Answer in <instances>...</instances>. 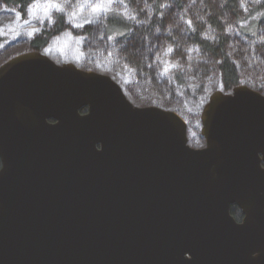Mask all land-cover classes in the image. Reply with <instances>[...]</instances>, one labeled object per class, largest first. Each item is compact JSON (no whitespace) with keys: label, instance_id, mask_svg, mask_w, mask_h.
Returning <instances> with one entry per match:
<instances>
[{"label":"water","instance_id":"1","mask_svg":"<svg viewBox=\"0 0 264 264\" xmlns=\"http://www.w3.org/2000/svg\"><path fill=\"white\" fill-rule=\"evenodd\" d=\"M200 120L196 148L107 74L2 63L0 264H264V94L215 91Z\"/></svg>","mask_w":264,"mask_h":264},{"label":"trees","instance_id":"2","mask_svg":"<svg viewBox=\"0 0 264 264\" xmlns=\"http://www.w3.org/2000/svg\"><path fill=\"white\" fill-rule=\"evenodd\" d=\"M33 1L1 0L4 8L13 9V13L9 10L0 12V23L9 25L7 17L14 16L18 33L17 38L12 36L5 43H2L5 38L0 36V61L6 56L29 50L44 53L52 48L56 38L71 30L74 34H71L72 40H68L71 46L89 50L86 52V63H94L98 59L95 56L104 53L107 56L111 52L112 61L118 60L132 69L134 83L129 87L130 94L144 93L143 100L156 99L168 108L173 104L171 100H182V97L174 96L175 88L185 90L187 97L191 96V92L197 97L201 89H187L178 70L173 73L174 85L164 86L159 80L154 59L165 45L174 46L175 53L181 56L184 47L193 45L198 49L202 60L192 62V74L200 86L209 84L213 87L216 83L220 90L231 92L233 87L242 84L241 67L256 68L264 74V40L257 41L261 29L264 34V0H127L132 12L130 15L108 10L101 22L98 14L88 13L91 8H88L87 1L85 16L79 26L72 25L74 18L70 8L66 9L67 15L51 12L52 21L41 24L39 16L30 10ZM243 22L247 24L242 25ZM231 28L239 35L232 33ZM76 37L84 40L75 42L73 38ZM103 37L112 38L114 43L105 42ZM14 44L17 48L11 51L9 47ZM250 44H253L254 56L258 54L261 58L259 66H247ZM71 51H67V58L73 59ZM249 86L264 94V82ZM166 94L170 95L169 99ZM231 213L236 219L242 216L236 205L232 206Z\"/></svg>","mask_w":264,"mask_h":264},{"label":"rangeland","instance_id":"3","mask_svg":"<svg viewBox=\"0 0 264 264\" xmlns=\"http://www.w3.org/2000/svg\"><path fill=\"white\" fill-rule=\"evenodd\" d=\"M34 0L33 4L31 5V12L32 14H37L39 16V19H41V24L48 21L50 23L52 21L51 12H62L65 15H67L68 11L66 9L70 8L71 13L73 14L74 22L73 26H79L78 23L83 22V18L85 16V3L87 4L89 1V7L91 8L90 14H98L100 16V22L103 18V15L108 10H117L123 14L130 15L132 12L130 10V7L128 6L127 0H123V3L120 2V0H113V2L109 5L107 3H102L101 0ZM249 1V0H248ZM246 1V2H248ZM251 2L256 0H250ZM259 2V0H257ZM74 4V5H73ZM79 8V9H78ZM97 8L98 10L94 11L93 9ZM246 8V7H244ZM2 9V10H1ZM0 12H5L9 10V12L13 13V9L10 8H4V5L1 3L0 0ZM78 10V12H77ZM81 11L80 14H78ZM77 15H80L76 18ZM51 16V17H50ZM9 25H6L4 23H0V36L2 38H5L2 43L5 41H8L12 38H17L18 29H17V21H15L14 16H8ZM247 24L246 22H243L242 25ZM32 28L33 24L31 25ZM232 33H237V31L233 28H231ZM260 36L257 41L264 40V34L262 32V29L260 30ZM71 34L73 32L71 30H68L58 38H56L52 43V48L45 50L44 54L48 55L50 58H52L55 62L59 63H73L77 67L84 69V70H92V71H100L99 69H102V73L109 75L114 81H116L120 87L122 88L123 92L127 96V98L134 103L137 106H144V105H154L158 106L164 109H169L177 112L180 116L183 117V119L187 123V137H188V143L192 147H199L202 143L203 139L200 136L201 132V113L203 110V107L209 100V97L212 93L215 91H219V86L215 83L213 87L208 86L209 84H205L203 86H200L198 84V81H196L195 77L192 74V68L193 64L192 62L197 60H202L201 53L198 51V49L193 46L189 45L187 47H184L183 49V55H178L175 53V47L172 45H165L162 47L160 53H158L157 56H155L154 62L156 63V66L158 67V77L161 82H163L165 85H174L173 80V73L178 70L182 73L183 79L185 81L186 88L190 91H193L200 87L201 93L197 95V97L192 96L194 95L193 92H191V96L187 97L184 95L183 89L180 87L175 88V95L178 97H182V100L173 99L171 100L173 102L171 108L164 107L162 103H160L158 100H149V99H142V96L144 93H135L134 95L130 94L129 87L134 83V76L132 69L127 67L122 62H119L118 60H115L116 62L112 61L114 59L113 54L105 56L104 54H99L98 56H95L96 60H94V63H86L85 58L89 50L87 49H81L78 47L71 46L69 43V39H71ZM101 34V33H100ZM210 34V32H209ZM74 35V34H73ZM239 35V34H238ZM76 36V35H75ZM105 37V36H104ZM103 37V38H104ZM241 37V36H239ZM79 39L82 38H73V40L76 42L79 41ZM106 39L109 44H113L114 41L112 38H104ZM84 40V39H82ZM81 40V41H82ZM18 44V43H17ZM17 44H14L13 46H10L11 51L17 48ZM250 59L248 60V65H255L258 66L261 63V58L257 56H254L253 52L254 47L253 44H250ZM70 49H72L71 53L73 59L67 58ZM171 49V51H169ZM24 51V50H23ZM21 53V52H20ZM16 55V54H14ZM13 56V55H12ZM11 56H6L3 58L0 63L5 61L6 59L10 58ZM118 61V62H117ZM258 68V67H257ZM264 68V67H263ZM242 72V84L240 85H246L248 87L250 85L258 86L259 84H262L264 82V74L260 70L258 71L256 68L246 67L243 69L240 68ZM216 75H214V80H216ZM245 80V81H244ZM249 83V84H247ZM222 91V90H220ZM224 92V91H223ZM186 93V92H185ZM190 95V94H189ZM166 98L169 99L170 95L166 94Z\"/></svg>","mask_w":264,"mask_h":264},{"label":"flooded vegetation","instance_id":"4","mask_svg":"<svg viewBox=\"0 0 264 264\" xmlns=\"http://www.w3.org/2000/svg\"><path fill=\"white\" fill-rule=\"evenodd\" d=\"M29 51H38V50H29ZM24 52H28V51H24ZM24 52H21V53H24ZM39 52H41V51H39ZM41 53H43V52H41ZM18 54H20V53H18ZM44 54V53H43ZM17 55V54H16ZM46 55V54H45ZM13 56H15V55H13ZM13 56H11V57H13ZM48 56V55H47ZM10 57V58H11ZM49 57V56H48ZM10 58H8V59H10ZM50 58V57H49ZM8 59H6L5 61H7ZM52 59V58H51ZM53 60V59H52ZM5 61H3L2 63H4ZM2 63H0V65L2 64ZM59 63V62H58ZM251 88V87H250ZM253 89V88H252ZM258 91V90H257ZM260 92V91H259ZM262 93V92H261ZM86 110V108H83L82 110H81V112H84ZM50 121H53L52 119H50ZM186 122V121H185ZM187 124V123H186ZM200 136H201V134H200ZM201 138L203 139V137L201 136ZM204 145V139H203V141H202V143L200 144V146L199 147H202ZM196 148H198V147H196ZM0 162H1V160H0ZM0 167H1V164H0ZM235 205V204H234ZM232 206L233 205H231V207H230V213H231V208H232ZM237 206V205H236ZM238 207V206H237ZM239 208V207H238ZM239 210L241 211V209L239 208ZM241 214H242V216L239 218V219H236L233 215H232V213H231V215L237 220V221H241V219H242V217H243V213H242V211H241Z\"/></svg>","mask_w":264,"mask_h":264},{"label":"snow or ice","instance_id":"5","mask_svg":"<svg viewBox=\"0 0 264 264\" xmlns=\"http://www.w3.org/2000/svg\"><path fill=\"white\" fill-rule=\"evenodd\" d=\"M101 2L102 3H107V4L110 5L113 2V0H101ZM120 2L123 3V0H120ZM93 10L96 11L98 9L97 8H94ZM117 15H119V14H117ZM262 15H264V14H262ZM169 51H171V49H169Z\"/></svg>","mask_w":264,"mask_h":264}]
</instances>
